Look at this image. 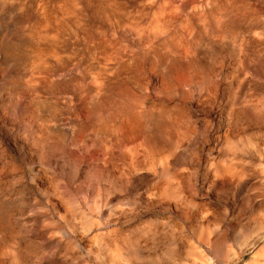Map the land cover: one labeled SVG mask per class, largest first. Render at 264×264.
Listing matches in <instances>:
<instances>
[{
  "label": "rangeland",
  "instance_id": "1",
  "mask_svg": "<svg viewBox=\"0 0 264 264\" xmlns=\"http://www.w3.org/2000/svg\"><path fill=\"white\" fill-rule=\"evenodd\" d=\"M262 255L264 0H0V264Z\"/></svg>",
  "mask_w": 264,
  "mask_h": 264
},
{
  "label": "bare ground",
  "instance_id": "2",
  "mask_svg": "<svg viewBox=\"0 0 264 264\" xmlns=\"http://www.w3.org/2000/svg\"><path fill=\"white\" fill-rule=\"evenodd\" d=\"M225 108V107H224ZM224 108H221V109H224ZM225 110V109H224ZM221 113V112H220ZM221 116V115H220ZM247 121V120H246ZM259 121V120H258ZM241 122V121H240ZM255 122V121H254ZM249 124H251V123H253V120L252 119H249V122H248ZM236 124V123H235ZM245 124V123H244ZM238 125H239V123H238ZM236 128V127H235ZM229 183H232V180L229 182ZM229 186H231V184L229 185ZM206 241V240H205ZM210 242H212L211 241V239H210ZM262 253H263V250H262ZM258 254H260V253H258ZM261 256V255H260ZM263 257H264V255H262ZM261 258V257H260Z\"/></svg>",
  "mask_w": 264,
  "mask_h": 264
}]
</instances>
